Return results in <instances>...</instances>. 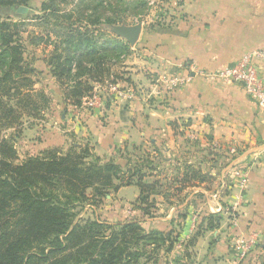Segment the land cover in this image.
Here are the masks:
<instances>
[{"label":"crops","instance_id":"crops-1","mask_svg":"<svg viewBox=\"0 0 264 264\" xmlns=\"http://www.w3.org/2000/svg\"><path fill=\"white\" fill-rule=\"evenodd\" d=\"M168 5L173 6L169 10L176 17L173 26L150 33L141 27L134 44L125 41L131 53L110 66L122 87L141 90L132 98L111 103L105 112L65 105L56 93L50 107L59 118L43 123L28 120L22 150L37 155L52 147L65 150L71 143L88 144L102 161L113 159L121 165L137 149L151 152L155 162L162 154L164 172L155 169L153 175H161L166 190L152 198L157 200V209L168 214L163 222L169 215H186L178 221L180 238L191 236L210 212L209 195L216 185L194 179L182 183L181 166L194 163L220 180L235 158L234 162L248 167V183L241 201L239 190L232 187L221 204L236 207L237 225L230 228L225 219L219 228L202 233L195 244L210 235L214 237L213 252L228 254L237 238L250 239L255 243L247 258L258 256L264 251V112L239 84L214 73L247 52L264 50V0H169ZM108 32L123 40L112 28ZM32 49L39 53L32 52L34 62L30 60L39 72L36 86L42 85L44 76L56 85L45 62L50 47ZM260 65L264 72V62ZM157 78L183 82L175 91L155 97L153 82ZM231 146L237 154H228ZM133 186H119L116 192L131 203L138 194L135 186L137 190L128 196Z\"/></svg>","mask_w":264,"mask_h":264},{"label":"trees","instance_id":"trees-1","mask_svg":"<svg viewBox=\"0 0 264 264\" xmlns=\"http://www.w3.org/2000/svg\"><path fill=\"white\" fill-rule=\"evenodd\" d=\"M121 3L42 0L35 8L32 0H0V264H148L179 240L175 229L145 230L142 225L140 217L151 214L152 194L163 185L147 180L156 168L154 155L146 149L136 148L141 161L136 166L130 162L133 154L121 165L113 159L102 161L88 144L74 143L18 160L16 141L24 119L41 116L51 101L35 87L39 72L24 56L27 46L50 47L45 62L63 102L80 106L94 83L111 75L119 78L110 65L122 60L129 45L107 36L100 26L123 21L121 11L133 2ZM20 6L35 9L31 18L44 28L43 35L30 31L23 38V19L28 17L27 11L17 12ZM184 166L182 182L211 179L191 164ZM124 185L138 188L137 214L115 222L76 218L79 206ZM223 218L212 212L202 217L185 242V256H190L187 249L196 239L219 228Z\"/></svg>","mask_w":264,"mask_h":264},{"label":"rangeland","instance_id":"rangeland-1","mask_svg":"<svg viewBox=\"0 0 264 264\" xmlns=\"http://www.w3.org/2000/svg\"><path fill=\"white\" fill-rule=\"evenodd\" d=\"M128 1H132L133 4L131 5V8L126 11H121V14L123 16V21L120 24H123V26H133L139 24L144 31L150 33V32H156L158 30H163L167 28H171L173 24L175 23V15L172 10L173 6H169V0H122L121 5L126 4ZM176 2L179 0H175ZM41 0H32L33 6L35 8H38L40 5ZM31 9V8H30ZM36 12L35 9H31L26 12L25 17L27 16L28 18L23 19L25 23L23 28L25 31L22 33L23 38H26L25 36L27 35L28 32H35L37 34H42L43 35V30L44 28L39 24V22L33 20L31 17L33 13ZM15 19V17H12ZM19 20V19H16ZM117 25V24H116ZM122 26V25H121ZM111 26H106V25H101L100 28L103 29L104 33H106L107 36L114 37V35L111 32H108ZM124 41L127 42L126 39L123 38ZM26 48L25 50V58L27 60H31L33 58L34 62V56L31 55L32 52L34 54H39L37 51H34L32 47ZM47 48V47H46ZM130 48V47H129ZM50 50V49H49ZM128 53H131L129 50ZM127 53V54H128ZM126 54V55H127ZM126 55H123L122 59L126 57ZM38 62V66H39ZM114 64V63H113ZM117 64V63H115ZM111 66V65H110ZM42 85L41 86H36L38 89H42L43 92L50 97L51 101L46 109L41 113V116L39 117H31L29 119H24L25 121L23 122V125L21 127L22 130H20L18 139L16 141V148H17V154H18V160H23L25 157L29 156L28 153H24L22 148L23 145L21 143V138H22V132L23 129H26L30 126V123H27L28 120L29 122H35L38 121L39 123L45 122V120L48 122H51L53 120L57 121V114H52L54 113V110L51 109V103L54 101V96L55 94L61 95V88L59 85H55L54 83H51L49 79H47L45 76L42 77ZM53 93V95H50L49 93ZM51 93V94H52ZM51 114V115H50ZM52 117V119H51ZM33 126V125H32ZM9 131V130H8ZM36 137V136H35ZM61 149V148H60ZM138 152V151H135ZM134 151L129 154H133V157L131 158L130 162L133 166H136L139 164L140 159L139 155H137ZM188 152V151H187ZM34 155V154H32ZM141 156V155H140ZM190 156V155H189ZM158 161L154 163V166L156 168L155 171H163L164 170L161 168V162L163 161V156L162 154H159L158 156ZM188 162V161H186ZM188 164V163H187ZM194 166V163L193 165ZM195 167V166H194ZM181 173L186 170L185 166H181ZM153 171V172H155ZM159 171V172H160ZM159 174V173H158ZM152 180H159L162 179L161 175L159 174V177L153 176ZM195 180V179H194ZM160 181V180H159ZM196 181V180H195ZM211 182H215V189L218 187V182L219 178L217 176L213 177L211 176L210 179ZM161 182V181H160ZM193 182V181H192ZM163 184V182H161ZM183 183V182H182ZM214 189V190H215ZM136 191V187L133 186L132 188L128 189V196H131L133 191ZM159 191H164L166 188L162 185L159 186L158 188ZM117 190L110 189L108 193L101 197L100 199L96 200H91L85 202L83 206H79L76 211L77 215L76 218H94L97 216L100 220L102 221H107V222H115V221H120L124 220L128 217H131L132 215L137 214V208L136 205L138 203L133 200L131 203L127 200H123V196L119 197V195L116 192ZM138 192V191H137ZM138 196V194H137ZM164 198V196H163ZM170 197H165V199H169ZM222 200V198H221ZM157 200L154 199L151 207V214L149 217L145 218L141 216V220L144 221L142 222L143 227L145 230H151V229H160V230H168V229H175L177 233H180L181 225L180 223L178 224V221L181 222L182 219L185 218L186 215L183 217H179L181 213L175 214L174 217L172 215H169L171 217H168L167 222H163V218H165L168 214L165 211H160L158 210V206L156 205ZM170 203V202H169ZM135 206V208H134ZM135 209V212L132 210ZM183 215V214H181ZM190 215V214H189ZM140 216V215H139ZM195 217L196 215L192 213V217ZM197 217V216H196ZM145 218V219H144ZM166 219V218H165ZM171 220V221H169ZM198 220V219H197ZM225 221V218H223ZM222 220V222H223ZM198 222V221H197ZM165 224V225H164ZM167 228V229H166ZM227 226L224 227V231L227 230ZM187 235V234H186ZM190 237V236H189ZM180 238L178 241L174 242L173 249L170 251H162V253L159 254V257L156 258V260H153L149 262L148 264H261V257L264 254V251L260 253V255L257 256L255 254L251 258H247V256L244 259H240L235 250H234V243L230 246V251L228 254H215L213 252L214 250V244L213 240L214 237H211L208 235L207 239L204 241H201L200 243H196L193 246H190L187 250L188 253H190V256H185V242L189 238ZM209 241V242H208ZM258 257V258H257Z\"/></svg>","mask_w":264,"mask_h":264},{"label":"built area","instance_id":"built-area-1","mask_svg":"<svg viewBox=\"0 0 264 264\" xmlns=\"http://www.w3.org/2000/svg\"><path fill=\"white\" fill-rule=\"evenodd\" d=\"M261 62H264V50H253L237 58L233 63L217 69L214 75L224 81L239 84L248 97L264 112V72L260 65ZM182 82L183 80L177 78H157L153 82L152 96L158 97L165 92H173ZM139 90L141 89L133 87L125 89L120 85L118 78L115 79L111 75L104 81L93 84L91 92L82 97L80 107L105 112L111 103L121 98H132ZM227 152L230 155L237 154L233 146L229 147ZM232 161L229 165L230 170L223 173L218 187L209 195L210 212L221 213L230 228L237 225L236 207L232 204L222 205L221 198L228 189L235 187L239 190L238 200L241 201L242 192L248 183V167ZM254 243V240L237 238L234 241V250L237 256L244 259L252 250Z\"/></svg>","mask_w":264,"mask_h":264},{"label":"water","instance_id":"water-1","mask_svg":"<svg viewBox=\"0 0 264 264\" xmlns=\"http://www.w3.org/2000/svg\"><path fill=\"white\" fill-rule=\"evenodd\" d=\"M27 7L20 6L17 12L25 13ZM122 25V26H121ZM110 28L114 30L119 36L126 39L129 44H134L138 38L141 26L139 24L133 26H123V24L112 25Z\"/></svg>","mask_w":264,"mask_h":264}]
</instances>
